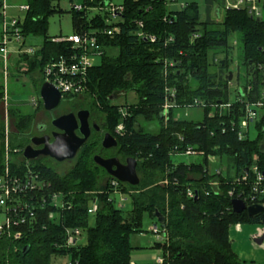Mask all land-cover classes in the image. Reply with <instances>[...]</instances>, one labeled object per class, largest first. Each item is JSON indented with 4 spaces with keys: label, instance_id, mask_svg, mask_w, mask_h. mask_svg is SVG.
<instances>
[{
    "label": "trees",
    "instance_id": "trees-1",
    "mask_svg": "<svg viewBox=\"0 0 264 264\" xmlns=\"http://www.w3.org/2000/svg\"><path fill=\"white\" fill-rule=\"evenodd\" d=\"M24 1L29 7L19 23L20 45L27 35H41L43 42L33 53L19 52V48L15 70L25 67L27 73L37 69L40 78L34 84L38 91L43 82V65L69 50L68 43L52 42L47 36L48 17L64 9L59 6L60 0ZM121 2L124 10L116 22L119 32L100 36L103 52L99 62L88 70L85 90L63 96L62 103L80 95L88 97L90 100L85 107L91 113L97 112L102 120L101 128L117 140L115 153L122 160L128 156L136 159L138 185L117 181V189L129 195L131 206L123 209L115 204L111 185L114 178L92 159L96 151L92 148L98 143L96 135L80 148L73 166L65 173L60 174L40 162L43 157L24 160L21 149L28 142L33 114L43 108L37 98L32 102V111L16 116V132L10 134L7 146L10 154L19 156L20 161L9 160L7 165L12 173L20 174L26 170L27 163L44 185L18 197L19 206L28 203L30 209L34 208L35 219L31 225L13 228L22 231L19 239L0 235V264H52L57 256H69L64 264H130L133 246L129 236L144 231L141 229L144 215L162 228L165 241L156 242L155 247L161 248L167 263L238 264L229 238L230 225L264 224V209L250 217L245 211L233 212L230 204L239 192L249 191L252 165H256L264 177V114L253 125L257 131L255 139H239L236 129L231 128V120L239 119L240 102L232 101L231 106L220 113L212 106L229 101L228 38L233 33L240 35L244 67V80H240L238 71L236 83L243 92L248 85L257 90L261 83L259 76L264 72V16L256 20L243 8H225L221 20L212 22L200 18L194 1L185 2L178 9H170L163 0ZM69 11L72 32L105 25L101 16L87 18L82 11ZM139 32L153 35L155 39H144ZM107 47H116L117 54L108 55ZM218 55L221 57L217 58ZM1 64L0 61V68ZM259 65L262 68H258ZM167 88L174 90V96L163 115ZM115 92L120 95L133 92L136 100L117 104L108 99ZM240 93L237 89L236 97ZM2 94L0 82V97ZM195 100L204 106L194 105ZM192 104L202 108L201 119L174 116L176 110ZM21 106L22 103L9 100V111L20 110ZM138 117L157 119L158 132L143 130ZM119 124L122 128L117 131ZM0 129L2 136V124ZM188 146L201 155L202 161L175 162L172 155L184 153ZM210 155L225 159L224 171L208 172L206 165ZM4 167L0 149V174ZM100 172L107 177L102 186H98ZM244 173L248 174L247 180L236 181ZM213 180L218 184L213 185ZM187 190L193 193L192 197L187 196ZM229 190L233 191L232 196ZM54 193L62 198V207L51 201ZM93 199L97 201V209L90 224L87 209ZM262 202L264 206V199ZM50 212L54 213L52 218L48 217ZM155 212L164 216L163 224L156 220ZM66 228L84 230L85 242L65 245ZM26 246L28 249L23 253Z\"/></svg>",
    "mask_w": 264,
    "mask_h": 264
},
{
    "label": "built area",
    "instance_id": "built-area-1",
    "mask_svg": "<svg viewBox=\"0 0 264 264\" xmlns=\"http://www.w3.org/2000/svg\"><path fill=\"white\" fill-rule=\"evenodd\" d=\"M69 4V10L82 11L85 13L87 18H95L97 16L103 17L105 25L102 27H92L88 29H81L78 32H71L65 36H53L51 37L52 42H66L69 44V50L60 55L56 59H52L45 63L42 67V80L43 82L52 83L61 93V97L71 94L82 93L86 88V78L88 70L95 64V58L101 56L102 54V44L99 42L100 36H111L119 32V27L116 22L119 20L124 8L122 2L113 3L111 0H67ZM168 6V2H174L176 0H163ZM185 3H181L180 7H183ZM12 6L7 0H0V13L4 14L7 7ZM19 10L25 11L28 9V4L23 1L19 4H15ZM224 8H243L252 18H258L264 16V0H224ZM22 17L12 16L9 21L4 23L3 27V37L0 41V54L3 59L6 58V42L14 40L19 42L22 40L20 33L19 23ZM139 26H142L141 22H138ZM144 39H149L153 41L155 37L153 35H145L142 32L138 33ZM7 37H10L7 39ZM33 53L31 47L26 48L24 51ZM171 64V63H169ZM258 68H262L261 65ZM260 84L256 91L252 90L251 85H248L246 90L239 87L240 96L235 98V101L241 104V115L239 119L235 122L231 120V128H235L237 136L239 139L248 137V126L254 125L263 116L264 110V72L259 76ZM165 101L163 104V115H166L168 108L171 106L170 101L174 96L173 89H166ZM32 102H35L33 100ZM230 101L227 103L213 104L214 108H218L220 113L223 109L229 108L231 106ZM200 104L204 106L199 101L195 100L194 105ZM186 108L193 107L192 105L185 106ZM184 107V108H185ZM122 125H118L116 130L119 131ZM7 146V144H6ZM8 152V146L6 147ZM15 151V150H14ZM185 154H198V152L192 147H187L185 149ZM22 155V153H21ZM25 160V159H24ZM26 162H28L26 160ZM26 170L21 171L20 174H15L8 168L7 162H5L4 171L0 174V212L3 214V221L0 222V235H5L6 237H12L14 239H19L22 236V231L13 228L31 225L32 221L35 219V215L32 209L29 208L28 203L23 207L19 206L18 197L27 192L38 190L43 187L44 182L39 178V174L32 171L27 163L25 164ZM252 177L251 186L249 191L244 193L239 192L236 196L232 198H240L244 201L246 205L250 204H262L264 199V177L263 173L257 168L256 165L250 167ZM219 173V171H215ZM248 174L244 173L236 181H246ZM213 185H217V180L211 182ZM117 180L112 179L111 185L114 191L117 189ZM118 193H121L118 190ZM229 195H233V191H228ZM187 196L192 197L193 193L187 190ZM44 201V199H42ZM51 201L55 206L62 207V198L59 194L54 193L51 195ZM92 204L89 203L87 212L89 214L94 213L97 209V202L93 199ZM34 206V205H33ZM232 209V208H231ZM54 216L53 212L48 214L49 218ZM238 224V223H237ZM149 230L156 236L160 238L161 242L165 241L162 228L153 222ZM79 229H65L66 240L65 245L71 246L77 244V237L79 235ZM264 234V227L257 228L254 234L256 241L261 235ZM157 262H162L161 258H157Z\"/></svg>",
    "mask_w": 264,
    "mask_h": 264
},
{
    "label": "rangeland",
    "instance_id": "rangeland-1",
    "mask_svg": "<svg viewBox=\"0 0 264 264\" xmlns=\"http://www.w3.org/2000/svg\"><path fill=\"white\" fill-rule=\"evenodd\" d=\"M24 0H7L9 4H12V6L8 7L5 10L6 20L9 21L12 16H18L23 17L25 14L24 11L19 10L16 6H13L15 4H19L20 2H23ZM121 0H111L113 3L120 2ZM194 1L198 5L199 15L200 18L203 20H209L212 22L220 21L223 16V3L222 0H215L213 2V7L210 8V1L208 0H176L174 2H168V7L170 9H178L180 8L181 3L185 2H191ZM222 3V4H219ZM59 6L64 9L63 12L60 13H54L47 19V36L53 37V36H65L70 34L73 31V25H72V14L69 11V4L67 0H60ZM211 9V10H210ZM23 45H20V42H16L14 40H10L6 42V51L8 54V62H6L5 68L1 66L0 69V82L2 83V91L3 94L0 97V124H2V131L3 135H0V149L3 150L4 155V162H8L15 160L20 161L19 156H13L14 154H10V151H6V144L7 140L10 136V134L15 133V120L17 114L26 113L28 111H32L33 105L32 101L37 100L39 98L38 91L35 88L34 82H38L40 78L39 71L37 69L25 73V67L21 68L20 70L16 71L15 69V62L18 57L17 50L20 48L21 51H24L26 48L31 47L33 51H37L39 46L43 42V36L41 35H27L23 40ZM228 44L230 45V63H229V70L231 71V79L229 80V86H228V99L230 102L234 101L236 98V90L239 89V85L236 83V77L237 73L239 71L240 80L243 81V71L244 67L242 64V44L240 40V35L238 33H233L228 38ZM106 53L108 55H116L117 54V48L116 47H107L105 49ZM221 57V55H218L217 58ZM1 59V55H0ZM100 60V56H97L95 58V63H98ZM1 61V60H0ZM3 64V62L1 61ZM1 64V65H2ZM238 70V71H237ZM8 78V90L4 87L5 79ZM8 94V98H4ZM9 100L22 103V106L20 110L15 111H9ZM90 99L88 97H83V95H80L76 99L62 103L60 106H58L53 111V116L58 115L67 111H75L77 109H87L85 106H87L88 101ZM136 100L135 94L133 92H127L125 95L121 94L117 98L113 100V102L117 104H124V103H130L134 102ZM7 102V103H6ZM84 105V106H82ZM82 106V107H80ZM88 110V109H87ZM49 113V112H48ZM47 111H45L43 108L37 109L33 114V121L31 125V134H36L37 130L35 129V123L37 122H45L50 127L49 120L51 117H49V114ZM91 117L96 119V122L99 124L102 122L100 117H97L98 114L96 111H93L91 113ZM97 114V115H96ZM52 116V117H53ZM174 116L177 118H194V119H201L203 116L202 108L197 107H190V108H183L178 109L174 112ZM138 123L140 127L151 133H156L159 130L160 122L157 119L154 120H146L142 117H138ZM1 131V129H0ZM248 138L249 139H255L257 136V131L254 128L253 125L248 126ZM26 142L25 144H27ZM96 151L93 152L94 154H98L99 145H94L92 149H95ZM264 150V142L262 146ZM115 149H110L108 151H104V154H109L110 156L118 157L122 162L125 161L120 158L119 155L115 153ZM13 156V157H12ZM76 157V156H75ZM75 157L70 160H65L63 162H56L50 158H40V162H44L46 165L52 167L56 172L62 174L67 172L74 164ZM172 158L175 162H185L189 163L192 161L200 162L202 161V157L199 154H185V153H179V154H173ZM35 160V159H34ZM32 160V161H34ZM31 161V160H30ZM225 159L220 158L217 155H210L207 158V170L209 173H214L217 170L224 171ZM106 176L102 172H100L99 178H98V186H102L105 182ZM135 193V192H134ZM113 197L115 200V204L117 206L122 207L123 209H129L131 206L129 195L126 193H118V190L113 192ZM97 202V201H96ZM92 204V202H90ZM93 213L89 214V223H93ZM3 221V214L0 212V222ZM153 224V221L149 219L146 215L143 216L141 229L144 230L142 232H134L130 234L129 241L130 244L133 246V249L131 251V255L137 254V252H143L145 255L147 253L154 252L156 255H162L161 248L154 247V244L156 242H161L160 238H156L155 235L149 230L151 225ZM264 224L261 225H253L248 223H238V224H232L229 227V238L231 242L232 249L240 255H242V259H251L255 258L256 263L260 264L259 260L264 261V251H261L260 249H264V241L261 243H257L254 238V234L256 233L257 228H263ZM85 231L80 230L79 235L77 237V244H83L85 242ZM131 259V257H130ZM69 260V256L64 257H55L52 259V264L55 263H61L64 264Z\"/></svg>",
    "mask_w": 264,
    "mask_h": 264
},
{
    "label": "water",
    "instance_id": "water-1",
    "mask_svg": "<svg viewBox=\"0 0 264 264\" xmlns=\"http://www.w3.org/2000/svg\"><path fill=\"white\" fill-rule=\"evenodd\" d=\"M258 20V18H256ZM228 79H231V71L228 72ZM39 98L45 111L51 112L56 109L62 100L60 91L50 82H42L38 89ZM120 95L115 92L109 95L108 99L114 100ZM89 110L79 109L76 112H67L55 117H51L50 126L54 128L50 134L33 135L29 142L22 149V157L27 160H34L39 157H48L56 162H63L74 158L80 148L86 143L90 136V126L88 123ZM95 130L99 127L93 122ZM43 123L39 130L45 129ZM117 140L109 132L103 134L101 141L102 148L116 147ZM94 163L100 166L108 175L117 181L127 183L131 186L138 185L139 177L136 172L137 161L133 157H126L121 162L118 157H102L100 154L92 156ZM233 212L241 213L245 211L248 216L252 217L263 211L262 204L246 205L240 198H232L230 201ZM156 220L163 224L164 216L155 212ZM264 241V234L256 239L257 243ZM28 249L24 248L23 253Z\"/></svg>",
    "mask_w": 264,
    "mask_h": 264
},
{
    "label": "crops",
    "instance_id": "crops-1",
    "mask_svg": "<svg viewBox=\"0 0 264 264\" xmlns=\"http://www.w3.org/2000/svg\"><path fill=\"white\" fill-rule=\"evenodd\" d=\"M208 1H210V5H211L210 8L213 7V2L215 0H208ZM223 2H224V0H222V3ZM222 3H219V4H222ZM6 21L7 20H6L5 12H4V14H1L0 13V38H1L2 31H3L4 23ZM0 60L3 62V64H2V67L3 68H5V67L8 66V65L6 66V62H8V54L6 55V58L5 59H3L1 57ZM4 87L6 88V90H8V78L5 79ZM4 98H8V94ZM154 247H155V244H154ZM260 250L261 251H264V249H262V248ZM236 254H237V257H238V261H239L238 264H255L256 263L255 258H251L249 260L246 259V258L245 259H242L241 258L242 255L239 256L238 253H236ZM157 258H161L162 259V262L161 263L160 262H157ZM259 261H260V264H264V261H262V260H259ZM130 264H169V263H167V261H164L163 256L156 255L154 252L147 253L146 255L143 252H137V254L135 253L134 255L133 254L131 255Z\"/></svg>",
    "mask_w": 264,
    "mask_h": 264
},
{
    "label": "flooded vegetation",
    "instance_id": "flooded-vegetation-1",
    "mask_svg": "<svg viewBox=\"0 0 264 264\" xmlns=\"http://www.w3.org/2000/svg\"><path fill=\"white\" fill-rule=\"evenodd\" d=\"M238 71V70H237ZM62 100H61V103H60V105L62 104ZM59 105V106H60ZM77 110H79V109H77ZM77 110H75V111H72V112H76ZM67 112H71V111H67ZM67 112H64V113H67ZM48 113V112H47ZM49 114V117H52L53 116V112H49L48 113ZM61 114H63V113H61ZM58 115H60V114H58ZM58 115H54L53 117H55V116H58ZM50 121H51V118H50V120H49V124H50ZM93 122H95L96 123V125L99 127V130H95V128L93 127ZM43 123V125L44 126H46V128L45 129H43V130H39V128H40V125ZM88 123H89V126H90V136H89V138L87 139V141H86V143L89 141V139L91 138V136H93V135H96V139H97V145H99V150L97 151L98 152V154H100L102 157H105V158H107V157H112V156H110L109 154H104V151H108V150H110V149H112V148H114V147H112V148H102L101 147V141H102V138H103V134L105 133V132H107V131H105L103 128H101V125H100V123L98 124L97 122H96V119L95 118H92L91 117V114H90V111H89V117H88ZM35 129L37 130V133L36 134H31V129L29 130V132L27 133L28 134V142H29V139H30V137L31 136H33V135H41V134H50V132L52 131V130H54V128L53 127H49L48 128V126H47V124L45 123V122H37V123H35ZM93 156V155H92ZM119 159V158H118ZM120 160V159H119ZM121 161V160H120ZM122 162V161H121Z\"/></svg>",
    "mask_w": 264,
    "mask_h": 264
}]
</instances>
